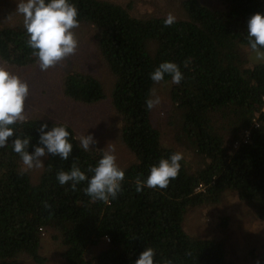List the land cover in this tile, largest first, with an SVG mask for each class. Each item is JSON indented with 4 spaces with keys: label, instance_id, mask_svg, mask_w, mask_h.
<instances>
[{
    "label": "trees",
    "instance_id": "1",
    "mask_svg": "<svg viewBox=\"0 0 264 264\" xmlns=\"http://www.w3.org/2000/svg\"><path fill=\"white\" fill-rule=\"evenodd\" d=\"M19 3L0 0V62L27 68L67 50L71 29L95 28L110 93L78 72L63 93L111 105L134 163L114 169L71 122L0 110V264H235L185 220L228 192L264 223V0H165L142 15L132 1ZM165 128L193 159L165 144ZM255 257L264 264V247Z\"/></svg>",
    "mask_w": 264,
    "mask_h": 264
},
{
    "label": "rangeland",
    "instance_id": "2",
    "mask_svg": "<svg viewBox=\"0 0 264 264\" xmlns=\"http://www.w3.org/2000/svg\"><path fill=\"white\" fill-rule=\"evenodd\" d=\"M6 1L12 5L20 2L19 4L29 9L33 4L32 0ZM119 1L124 4L132 1L135 10L133 14L136 15L157 11L159 6L161 11L166 12L165 0H158V3L157 0H152V3L149 0ZM176 13L180 14L179 9ZM95 34L96 30L91 26L71 29V45L67 50L48 56L27 68H14L0 62V110L5 117L11 115L16 119L36 117L69 124L71 122L77 137L88 146L97 145L101 148L114 169L125 168L134 163V156L118 136V116L112 113L111 105H102L99 110L97 107L74 103L63 93V79L71 72L100 77L105 82V89L110 93V84L104 73V62L97 49ZM253 54L248 56L253 58ZM259 55L261 54L256 57H263ZM158 109L153 108L152 116L156 126L161 125L162 121L167 122V118L162 114L156 115ZM165 132L166 145L176 149L186 159H193L184 144L172 141L174 130L165 128ZM30 166L33 180L36 182L43 168L41 159L32 161ZM224 196L221 205L191 210L185 220L186 231L198 239L223 242L228 261L235 264H256L255 256L264 247V223L257 221L247 204L235 201L233 193L227 192ZM221 217L227 219H222L224 225H221ZM251 250L255 251L254 257L250 254ZM49 253L53 255V260H56L58 249L51 245L45 252ZM50 264H60V260L57 258L55 263Z\"/></svg>",
    "mask_w": 264,
    "mask_h": 264
}]
</instances>
